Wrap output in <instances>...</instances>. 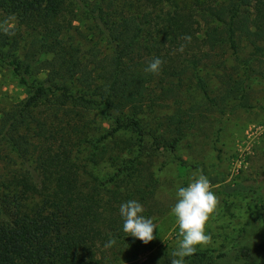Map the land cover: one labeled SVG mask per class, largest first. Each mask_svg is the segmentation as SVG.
Returning a JSON list of instances; mask_svg holds the SVG:
<instances>
[{"label":"trees","instance_id":"16d2710c","mask_svg":"<svg viewBox=\"0 0 264 264\" xmlns=\"http://www.w3.org/2000/svg\"><path fill=\"white\" fill-rule=\"evenodd\" d=\"M75 20L90 24L92 46ZM157 57L160 70L147 71ZM255 62H264V0H0V67L29 90L0 111V264L138 257L144 242L123 231L120 205L153 213L157 155L178 158L206 110L252 108ZM186 92L203 103L187 107ZM223 188L253 196L264 230L262 183ZM176 250L142 264H172ZM217 259L197 249L185 264Z\"/></svg>","mask_w":264,"mask_h":264},{"label":"rangeland","instance_id":"374dc122","mask_svg":"<svg viewBox=\"0 0 264 264\" xmlns=\"http://www.w3.org/2000/svg\"><path fill=\"white\" fill-rule=\"evenodd\" d=\"M74 24L82 28L80 37L85 40V46H92L90 24H79L76 20ZM249 51L250 47L243 49L242 57ZM223 55L227 69L232 72L238 65L231 51L226 50ZM255 64L252 108L231 104L224 113L206 110L203 121L197 122L179 143L178 158L169 152L159 153L155 158L153 169L157 189L149 199L155 207L148 218L157 224L156 239L141 244L137 250L141 254L123 264L151 262L170 245L178 247L181 237L176 219L171 214L176 202L175 193L178 187L186 186L200 174L208 177L218 205L207 225L211 240L197 249L209 250L218 257L217 264H264V248L261 247L264 230L254 210L253 196L229 195L223 188L244 179L258 180L264 187V62ZM206 71L208 76L214 77L212 81L216 89L215 72L218 70L210 64L204 69ZM28 92L7 68L0 67V111L11 102L23 99ZM184 97L187 107H191V101H204L201 93L186 92Z\"/></svg>","mask_w":264,"mask_h":264},{"label":"clouds","instance_id":"9594fccd","mask_svg":"<svg viewBox=\"0 0 264 264\" xmlns=\"http://www.w3.org/2000/svg\"><path fill=\"white\" fill-rule=\"evenodd\" d=\"M7 29H5V32ZM163 61L154 58L148 65L147 71L156 73ZM175 204L171 214L175 217L181 237L174 255L177 259L172 264H185V258L193 255L198 246L210 242L207 233L210 217L218 205V198L211 188L206 175L200 174L186 186H180L175 193ZM143 205L136 200H128L120 205L119 212L123 219V231L148 244L156 239L154 232L157 228L152 218L144 215ZM114 239H109L105 247H111Z\"/></svg>","mask_w":264,"mask_h":264}]
</instances>
